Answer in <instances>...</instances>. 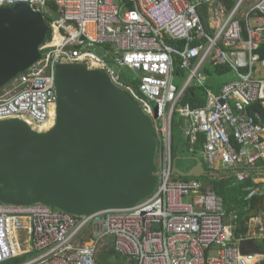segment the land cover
Wrapping results in <instances>:
<instances>
[{
    "label": "built area",
    "instance_id": "2783aa9c",
    "mask_svg": "<svg viewBox=\"0 0 264 264\" xmlns=\"http://www.w3.org/2000/svg\"><path fill=\"white\" fill-rule=\"evenodd\" d=\"M230 1L0 0V7L28 5L49 26L40 57L0 87V120L55 124V68L83 64L104 71L151 119L160 172L154 191L130 207L74 215L40 202H0V264H99L98 251L109 248L133 264L261 263L263 253H242L239 245L264 240V200L245 221L251 233L239 234L238 214L226 213L220 196L173 173L175 114L189 144L201 145L195 159L210 179L229 173L236 182L249 180L246 199L264 198V120L249 109L264 108V59L257 52L264 0ZM206 66L227 67L221 76L234 77L214 92ZM191 87L203 90V106L184 102Z\"/></svg>",
    "mask_w": 264,
    "mask_h": 264
},
{
    "label": "water",
    "instance_id": "95a60500",
    "mask_svg": "<svg viewBox=\"0 0 264 264\" xmlns=\"http://www.w3.org/2000/svg\"><path fill=\"white\" fill-rule=\"evenodd\" d=\"M48 34L47 21L28 5L0 7V87L40 57ZM55 92L51 129L38 132L21 119L0 120V202H40L86 215L148 197L160 174L158 142L139 105L104 71L83 64H58ZM173 158V173L205 174L200 160L183 171L176 167L178 156ZM239 247L242 253H261L253 240ZM96 257L99 264H133L115 251L100 250Z\"/></svg>",
    "mask_w": 264,
    "mask_h": 264
},
{
    "label": "trees",
    "instance_id": "16d2710c",
    "mask_svg": "<svg viewBox=\"0 0 264 264\" xmlns=\"http://www.w3.org/2000/svg\"><path fill=\"white\" fill-rule=\"evenodd\" d=\"M226 2L228 6L232 4L230 0H226ZM49 7L52 10L56 9L53 3H50ZM201 18L204 22L206 21L205 14L203 12L201 14ZM167 43L170 45H174V46L180 45L179 42L169 40V39L167 40ZM257 52L260 55V57L264 59V43L259 46ZM175 71L176 73L183 74V71L177 65H176ZM228 71L229 69L227 67L206 66L204 72L206 73V75H208L207 83L210 85V87L213 89L214 92H217L218 87H219L217 79L220 78L222 74L227 73ZM184 102L189 103V105L192 108L203 106L205 103L203 90L199 87H191V89L185 94ZM249 109L258 110L261 113L263 120H264V108L259 103L253 104ZM182 124H183L182 119L174 114L172 117V131H173L172 154H173V157L178 156V159H180L178 151H179V145L181 141L179 137L178 138L174 137V130L177 127H180V126L182 127ZM201 138L203 139V137ZM177 140L179 144H177L176 142ZM189 146H193L194 148L193 154L190 153ZM199 149H201V145L199 143L189 144L188 139L184 138V140L182 141V149H181L182 150L181 156L183 157L181 158L189 159L192 162L186 168L181 169V170L189 171L190 168L196 164L195 158L197 157V152L199 151ZM199 160H201V158ZM176 167H177V164H176ZM220 176H222L220 179H216V178L210 179L207 177L206 174H204L203 176H201L200 179L205 181V184H207L218 196L222 198L223 206L226 210V213L231 212V211L237 212L238 214L237 224L239 226L238 230L241 233H245L247 230V226L245 225L246 220L244 217L246 213L250 211V208H253L258 203L259 199L257 196L252 197L250 200L246 199V195L248 191L245 190L244 188L251 184L249 180L239 183V182L234 181L233 176L230 175L229 173L228 174L222 173ZM177 179L188 180V179H198V178L197 177H183V176L178 175ZM248 203H250L249 209L244 210V207ZM257 247L261 250V253L264 254V240L262 242L260 241ZM108 251H113V249L109 248ZM260 264H264V259L261 261Z\"/></svg>",
    "mask_w": 264,
    "mask_h": 264
},
{
    "label": "rangeland",
    "instance_id": "374dc122",
    "mask_svg": "<svg viewBox=\"0 0 264 264\" xmlns=\"http://www.w3.org/2000/svg\"><path fill=\"white\" fill-rule=\"evenodd\" d=\"M234 76H233V74H227L226 76H221L220 78H218L217 79V81H218V84L220 85V83H221V81H224V80H229V79H231V78H233ZM183 78L181 77V76H177L176 78H175V83L177 84V85H180L181 84V80H182ZM174 137H176V138H178L179 137V139H180V141H181V143H180V145H179V151H178V153H179V157H180V159H178L177 160V162H176V164H177V168L179 169L180 168V170L181 169H184V168H186L188 165H190L191 164V162L192 161H190L189 159H183V158H181V157H183V156H181L182 154V141L184 140V138H185V136H184V134H183V129H182V127L180 126V127H177V128H175V130H174ZM177 142V144H179V142H178V140L176 141ZM206 175H207V177L208 178H210V176L207 174V172L205 173ZM204 175V174H203ZM202 175V176H203ZM222 176H218V177H216V179H220ZM201 182H203V183H205V181H203V180H201L200 178H201V176L200 177H197ZM2 264H6L5 262L4 263H2Z\"/></svg>",
    "mask_w": 264,
    "mask_h": 264
},
{
    "label": "crops",
    "instance_id": "0c3cea01",
    "mask_svg": "<svg viewBox=\"0 0 264 264\" xmlns=\"http://www.w3.org/2000/svg\"><path fill=\"white\" fill-rule=\"evenodd\" d=\"M201 161V160H200ZM196 162H197V159H196ZM203 165V164H202ZM258 199H259V201H258V203L253 207V208H250V211L249 212H247L246 213V215L248 216V218H249V216L250 215H254V216H256L257 214H258V210L260 209V207H261V205H260V207L257 209V210H255V207L261 202V204H262V199L264 200V198H262V197H258ZM249 206H250V203H248L245 207H244V210H247V209H249ZM228 214L230 213V212H227ZM245 215V220H247L248 218H247V216ZM246 225V224H245ZM247 226V225H246ZM247 230L251 233V229H248L247 228ZM247 230H246V232H247ZM236 233H237V229H236ZM238 233L240 234L241 232H239V230H238ZM257 245H258V243L261 241H263V240H253ZM249 245V244H248ZM249 247H250V245H249Z\"/></svg>",
    "mask_w": 264,
    "mask_h": 264
},
{
    "label": "bare ground",
    "instance_id": "6f19581e",
    "mask_svg": "<svg viewBox=\"0 0 264 264\" xmlns=\"http://www.w3.org/2000/svg\"><path fill=\"white\" fill-rule=\"evenodd\" d=\"M22 120H24L33 130L35 131H38V132H45L47 131L51 126H53L54 124V120L53 118L47 122L46 124L44 125H40V126H37L35 124H33L29 119L27 118H22Z\"/></svg>",
    "mask_w": 264,
    "mask_h": 264
}]
</instances>
